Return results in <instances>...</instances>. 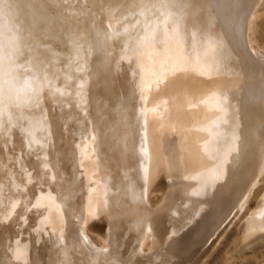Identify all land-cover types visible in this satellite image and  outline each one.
Segmentation results:
<instances>
[{
    "label": "bare ground",
    "instance_id": "obj_1",
    "mask_svg": "<svg viewBox=\"0 0 264 264\" xmlns=\"http://www.w3.org/2000/svg\"><path fill=\"white\" fill-rule=\"evenodd\" d=\"M258 241L264 0H0V264H236Z\"/></svg>",
    "mask_w": 264,
    "mask_h": 264
},
{
    "label": "rangeland",
    "instance_id": "obj_2",
    "mask_svg": "<svg viewBox=\"0 0 264 264\" xmlns=\"http://www.w3.org/2000/svg\"><path fill=\"white\" fill-rule=\"evenodd\" d=\"M218 5L219 4H217V7H218ZM210 10H213V7H210ZM217 9H214V11H211V12H213V14L215 13V15H216V17H218V14H217V11H216ZM138 11V9H136V10H134L133 11V13H135V12H137ZM216 11V12H215ZM214 16V15H213ZM145 23V25L147 24L146 22H144ZM198 28H202V30H205L206 29V31L208 30V26H206V25H203V24H201V25H199L198 26ZM157 196V198L158 199H156V197H154L153 198V201L155 202V204H157V201L159 200V193L156 195ZM255 201V198L251 201L252 203H250V207L252 206H255L254 204L255 203H253ZM251 207V208H252ZM238 233V230H237V227L235 228L234 227V229H233V231H232V233L230 234V236L228 237V240L225 242V244L223 243V245L220 247V253H218V255L219 254H223V252H224V249H226V247H228V245L230 246V244H229V242L232 240V239H234V238H236L237 237V234ZM224 249H223V248ZM261 252H264V241H258L257 243H255L253 246H251L250 248H248L247 250H245L243 253H236V260H235V263L236 264H261L260 263V261H257V258H255V257H253V256H258V255H260V253ZM215 253V251L211 254V255H213ZM239 254H241L240 255V257H239ZM242 254H243V256L245 255V256H247V257H245V259L247 260H245V259H243L244 257H242ZM252 255V256H251ZM213 256H216L215 254L213 255ZM239 258H240V260H239ZM249 258H251V259H249ZM253 258V259H252ZM249 259V260H248ZM214 260H215V257L214 258H212L211 256L207 259V263L208 264H214ZM249 262V263H248ZM206 263V264H207Z\"/></svg>",
    "mask_w": 264,
    "mask_h": 264
}]
</instances>
